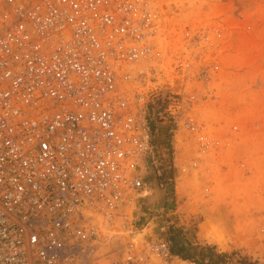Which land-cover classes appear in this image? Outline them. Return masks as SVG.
Segmentation results:
<instances>
[{"label": "built area", "instance_id": "built-area-1", "mask_svg": "<svg viewBox=\"0 0 264 264\" xmlns=\"http://www.w3.org/2000/svg\"><path fill=\"white\" fill-rule=\"evenodd\" d=\"M150 1L0 0V264L184 262L166 237L104 247L157 166L130 68Z\"/></svg>", "mask_w": 264, "mask_h": 264}, {"label": "rangeland", "instance_id": "rangeland-1", "mask_svg": "<svg viewBox=\"0 0 264 264\" xmlns=\"http://www.w3.org/2000/svg\"><path fill=\"white\" fill-rule=\"evenodd\" d=\"M150 5L154 50L130 68L157 154L147 190L159 189L103 229L104 247L136 233L169 238L179 264H264V0Z\"/></svg>", "mask_w": 264, "mask_h": 264}, {"label": "bare ground", "instance_id": "bare-ground-1", "mask_svg": "<svg viewBox=\"0 0 264 264\" xmlns=\"http://www.w3.org/2000/svg\"><path fill=\"white\" fill-rule=\"evenodd\" d=\"M160 151H161V149H160ZM163 154V153H162ZM148 187H149V185H148ZM151 190L148 192V190H147V192L149 193V195H151L152 197H155V195L157 194V189H156V187L153 185L151 188H150ZM147 192H146V194H147Z\"/></svg>", "mask_w": 264, "mask_h": 264}, {"label": "water", "instance_id": "water-1", "mask_svg": "<svg viewBox=\"0 0 264 264\" xmlns=\"http://www.w3.org/2000/svg\"><path fill=\"white\" fill-rule=\"evenodd\" d=\"M154 185L157 189H159L158 188V183L156 182V181H151L150 183H149V185ZM151 185L149 186V188H151Z\"/></svg>", "mask_w": 264, "mask_h": 264}, {"label": "trees", "instance_id": "trees-1", "mask_svg": "<svg viewBox=\"0 0 264 264\" xmlns=\"http://www.w3.org/2000/svg\"><path fill=\"white\" fill-rule=\"evenodd\" d=\"M220 257V256H219ZM194 261V260H193Z\"/></svg>", "mask_w": 264, "mask_h": 264}]
</instances>
